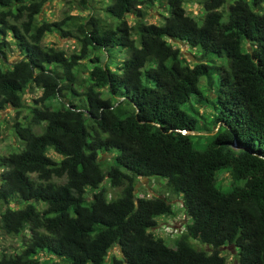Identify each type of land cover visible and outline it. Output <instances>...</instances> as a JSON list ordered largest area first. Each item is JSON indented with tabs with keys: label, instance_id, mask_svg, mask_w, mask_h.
<instances>
[{
	"label": "trees",
	"instance_id": "16d2710c",
	"mask_svg": "<svg viewBox=\"0 0 264 264\" xmlns=\"http://www.w3.org/2000/svg\"><path fill=\"white\" fill-rule=\"evenodd\" d=\"M50 1L0 0V58L8 64L0 65V109L21 115L27 89L41 90L27 123L14 124L22 147L0 153V229L24 245L0 264H226L227 245L238 248V264H264V0H234L226 11L227 0H166L162 24L144 20V7L159 0H110L103 13L80 0L91 12L77 24L81 47L71 55L44 43L55 31L73 34L71 16L40 19ZM186 2L200 4L203 18ZM169 39L205 59L192 64ZM12 42L21 57L9 62ZM115 47L129 49L118 70L94 54L81 81L80 62L97 51L110 57ZM221 58L226 64L215 62ZM204 77L215 89L207 124L186 108L209 102ZM101 153L115 155L108 162ZM221 170L231 173L227 189ZM139 177L164 178L182 198L191 222L174 246L153 233L172 202L137 197ZM106 179L118 196L108 198ZM116 245L123 257L108 261ZM40 251L66 263L42 261Z\"/></svg>",
	"mask_w": 264,
	"mask_h": 264
},
{
	"label": "rangeland",
	"instance_id": "374dc122",
	"mask_svg": "<svg viewBox=\"0 0 264 264\" xmlns=\"http://www.w3.org/2000/svg\"><path fill=\"white\" fill-rule=\"evenodd\" d=\"M80 0H51L48 2L42 13L40 14V19L47 21H59L62 20L66 16H71L69 23V29L72 30V36H64L62 32L55 31L54 33H49L44 38V43L46 45L56 46L62 49H65L68 55H71L74 52L80 51V41L77 38V24L84 21V19L91 12L90 9H82L80 7ZM234 0H227L224 7L221 10L226 11V8L230 3ZM110 2V0H91V3L97 10H100L102 13V9L106 7V5ZM252 3V0H249ZM187 12L191 15L197 16L199 19H202L205 11L204 8L196 3V2H186L184 4ZM170 7L166 0H159L154 5H150L148 7H144V20L149 23H157L162 24L164 22L165 16L169 14ZM127 20L132 25L136 22V14L130 13L126 15ZM224 18H227L225 13ZM11 39L10 36H8ZM169 42L172 43L174 47H179L183 55L190 61L192 64H195L197 61L205 59L200 50L197 48H192L188 44H185L182 41L169 39ZM245 49H250V45L247 43L244 44ZM8 52V61L14 62L21 57L20 50L16 47V45L12 42L11 48ZM94 54H99L102 61L104 63L108 62L113 70H118L119 65L123 60H125L129 56V49L122 47H115L111 50L110 57L107 55V52L97 51L91 55L90 58L84 59L78 65V73L81 81L88 76V70L92 67V63L90 62L91 58L94 57ZM215 62L217 64H226L224 58L216 59ZM0 65L4 68L8 66L7 63L4 62L0 58ZM200 88L203 91L204 95L209 97V102H205L204 104L197 103L194 101V107L187 106V110L190 111L194 116L200 119L204 123H211L214 116V107L212 105V101L215 98V89L214 83H209L208 79L205 77L200 82ZM78 89L82 91V87L78 86ZM102 94L104 96H108L107 90H102ZM41 95L40 89H27L25 94V104L26 106L22 108L21 115H17V109L12 106H8L5 109H0V153L2 155H6L12 151L19 150L22 147L20 140L18 139L14 124L16 121H22L27 123V119L25 116L28 114L29 107L34 106V99ZM68 99L71 98V95L66 96ZM75 100L81 104L86 106V101L84 100V96H77ZM60 102L58 100H53V104L55 107L60 106ZM206 138L201 140L202 143H205ZM49 154L59 159V156L50 151ZM114 153H101L102 160H107L111 162ZM1 174L2 170H0V182H1ZM219 184L223 189H227L232 181L231 173L228 170H221L218 173ZM167 180L164 178H144L139 177L137 182V197H142L150 193V194H159L166 196L173 205V214L169 215H161L157 217L158 227L153 229V233L157 237H161L165 240L167 245L174 246L176 239L180 236V234L185 230L184 226L191 222V219L188 218L184 212L182 207V198L175 194L169 187L166 185ZM104 185L108 189V198L111 199L113 197L118 196L120 193V188H111L108 179L104 182ZM90 194V193H89ZM13 207H19L20 204L17 202H13L11 204ZM39 207L42 209L44 206L39 204ZM171 220L174 221L176 226H179V231L172 236L171 234L167 235V232L163 228L167 223ZM191 242L201 248H208L207 245H203L200 241L191 239ZM23 242L22 236H13L4 234L0 229V257L3 254L8 253H20L23 250ZM222 254L226 257V264H238V248L233 245H227L220 249ZM42 261L50 260V261H60L58 257L49 254L46 251H40L37 255ZM123 257L121 247L119 245L114 246L108 253L107 259L108 261H112L114 258ZM66 263L65 260H61Z\"/></svg>",
	"mask_w": 264,
	"mask_h": 264
},
{
	"label": "built area",
	"instance_id": "2783aa9c",
	"mask_svg": "<svg viewBox=\"0 0 264 264\" xmlns=\"http://www.w3.org/2000/svg\"><path fill=\"white\" fill-rule=\"evenodd\" d=\"M150 196H151L150 193L146 195V197H150ZM142 197H145V196L142 195ZM163 228L167 232V235L171 234L172 236H174L179 231V226H176L174 224L173 220H171L169 223H167ZM184 228H185V226H184Z\"/></svg>",
	"mask_w": 264,
	"mask_h": 264
},
{
	"label": "water",
	"instance_id": "95a60500",
	"mask_svg": "<svg viewBox=\"0 0 264 264\" xmlns=\"http://www.w3.org/2000/svg\"><path fill=\"white\" fill-rule=\"evenodd\" d=\"M190 133H193V132H190Z\"/></svg>",
	"mask_w": 264,
	"mask_h": 264
}]
</instances>
